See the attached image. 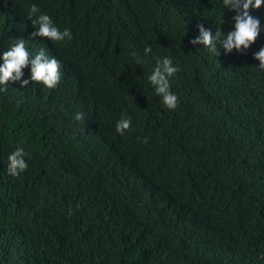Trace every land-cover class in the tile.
<instances>
[{"label": "trees", "instance_id": "16d2710c", "mask_svg": "<svg viewBox=\"0 0 264 264\" xmlns=\"http://www.w3.org/2000/svg\"><path fill=\"white\" fill-rule=\"evenodd\" d=\"M33 3L72 38L31 36ZM249 11L256 40L215 56L189 41L233 26L222 0H0V51L24 38L61 72L0 92V264H264V4ZM165 55L175 109L147 80Z\"/></svg>", "mask_w": 264, "mask_h": 264}, {"label": "clouds", "instance_id": "9594fccd", "mask_svg": "<svg viewBox=\"0 0 264 264\" xmlns=\"http://www.w3.org/2000/svg\"><path fill=\"white\" fill-rule=\"evenodd\" d=\"M262 4L264 0H222L223 10L227 8L235 12L231 21L233 26L225 32L221 31V28L214 31L210 27L198 24L199 34L191 38L189 43L202 44L204 49L215 56L219 55L221 49L226 53L234 48L238 52L247 50L261 31L259 17L250 14L249 10L259 8ZM26 17L33 26L34 30L30 34L33 37H47L52 42L72 38L68 28L59 29L50 15L47 12H40L34 3L29 5ZM25 41L24 38H17L15 43L0 51V92L5 91L11 81H16L21 86L28 85L29 81H36L48 88H54L61 78L60 61L56 56H49L43 48L32 54L26 47ZM151 51L150 45L145 46V54ZM132 56L136 64L141 63L142 58L136 53H132ZM253 57L259 61L258 68L264 70V46L255 51ZM25 67H28L29 75L22 79V69ZM177 71L178 65L173 63V58L165 55L155 59V65L147 75L154 93L159 95L161 103L167 109H175L179 102L170 84V77ZM80 115L76 113L75 118L79 119ZM131 124V118L122 114L115 123V130L122 135ZM144 139L146 141L147 137ZM27 155L25 149L17 145L7 154L6 172L13 177L20 175L28 166L25 159Z\"/></svg>", "mask_w": 264, "mask_h": 264}]
</instances>
